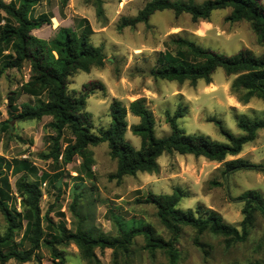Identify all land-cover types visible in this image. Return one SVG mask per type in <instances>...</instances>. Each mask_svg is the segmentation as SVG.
Instances as JSON below:
<instances>
[{"label":"rangeland","instance_id":"obj_1","mask_svg":"<svg viewBox=\"0 0 264 264\" xmlns=\"http://www.w3.org/2000/svg\"><path fill=\"white\" fill-rule=\"evenodd\" d=\"M94 1L84 0L87 4L85 13L94 32L91 43L103 47L105 64L102 68L73 75L68 90L80 94L83 85L94 80L105 86L104 91L96 90L87 99V110L93 116L95 129L110 125L109 107L115 99L128 107L130 102L144 98L154 117L158 138L170 134L166 114H174L179 107L184 108L185 113L178 119V125L186 133H201L223 143L228 141L216 121L233 135L243 136L246 133L238 127L241 117L264 119V101L257 97L247 103L241 101L242 94L231 89L235 76H227L222 68L212 75L211 83L203 80L170 82L151 75V70L158 66L161 52L177 51L173 42L176 38L193 41L223 55L234 56L247 49L260 57L264 46L258 43L250 23L229 21L230 8L213 11L208 19L199 21H194L189 14L177 16L173 11L165 10L153 14L148 23L120 29L124 18L135 17L152 0H103V19L97 17ZM181 1L200 4L205 0ZM77 2L70 0L68 4L75 5L78 10ZM2 13L0 10V18L4 16ZM83 20L72 11L67 28L79 32L85 26ZM55 33L53 26L39 31L46 40L52 39ZM5 62L0 59V182L10 195V208L21 211L18 184L27 180L40 187L43 215L53 208L50 216L54 222L63 223L68 230L82 226L95 235L115 237L119 233L117 220L136 219L150 225L156 236L168 241L171 234L160 222L156 208L139 202L149 192L172 194L179 189L184 195L178 205L180 209H191L196 216L204 218L216 214L239 230L245 206L239 198L247 192H256L264 199V129L257 131L255 139L246 143L237 156H228L223 162L192 155L164 154L158 160V172L138 173L122 180L112 177L117 162L111 158L107 143L91 148L94 165L90 170L84 168L77 157L66 166L61 159L58 163L46 159L57 138L53 119L47 116L40 120H17L11 116L8 106L13 93H16L15 106L19 111L25 104L36 106L43 98L21 93L22 86L31 76L27 64L17 70L4 68ZM139 121L128 112L126 138L137 149L140 138L132 133L131 126ZM73 140L70 131L66 130L60 144L64 149ZM236 159L260 165L262 170H239L226 175V162ZM24 160L34 170L17 163ZM44 174L48 176L47 180H43ZM6 228L7 222L0 210V235ZM263 237L264 216L259 212L255 214L248 239L230 246L222 236L211 232L199 234L194 228L185 226L176 242L179 252L176 264H252L263 258ZM145 246L144 237L138 236L125 252L115 254L112 249H96L95 253L98 264H171L165 252L150 253ZM64 251L67 264H87L76 245L70 244ZM40 256L42 264H51L45 248ZM6 264L39 263L10 260Z\"/></svg>","mask_w":264,"mask_h":264},{"label":"trees","instance_id":"obj_2","mask_svg":"<svg viewBox=\"0 0 264 264\" xmlns=\"http://www.w3.org/2000/svg\"><path fill=\"white\" fill-rule=\"evenodd\" d=\"M41 1L0 2V10L5 13L0 18V59L6 61L4 68L7 69L20 70L26 64L30 68V79L22 86L21 93L43 100L36 106L25 104L19 111L15 106L16 93H13L9 97V113L17 120H40L47 116L53 119L57 138L46 159H53L57 163L61 159L66 166L77 157L82 160L84 168L90 170L94 165L91 148L107 143L111 158L117 162L112 177L122 180L138 173L158 172V160L164 154L192 155L223 162L228 156H237L246 143L255 139L257 131L264 129V119L241 117L238 127L246 134L235 136L225 130L220 121H216L228 141L218 142L201 133L188 134L180 128L178 119L184 116L185 111L179 107L174 114H166L170 134L158 138L155 135L154 117L144 98L130 102L128 107L119 100H113L109 107L110 125L95 129L93 116L87 110V99L96 90L104 91L105 86L100 81H90L77 94L71 93L68 85L70 78L78 72L102 68L106 60L104 49L91 43L94 32L87 19L83 20L85 26L79 32L60 27L50 40L33 35L34 30L51 24L50 17L46 15L32 17L34 7ZM69 1L60 0L61 6L66 7ZM94 7L97 17L105 18L103 0H95ZM227 8L231 9L227 19L231 22H249L258 43L264 46V0H205L200 4L181 0H152L135 17L124 18L120 29L148 23L153 14L165 10H171L177 16L189 14L194 21H199L208 19L213 11ZM2 21L4 24H1ZM173 42L177 51L172 53L167 50L159 54L158 66L151 70L153 77L178 83H196L199 80L211 83L212 75L222 68L227 76H235L231 89L242 94L241 101L247 103L253 97L264 101V53L256 57L246 49L228 56L184 38H176ZM128 112L140 120L131 126L132 133L140 138L139 149L126 138ZM66 130L70 131L74 140L63 149L60 139ZM17 163L34 170L25 160ZM239 170H262V166L242 159L226 162V175ZM47 177L44 174L43 180H47ZM5 185L8 186L7 182ZM183 196L178 189L172 194L149 192L144 200H139L156 208L160 222L171 234L168 241L156 236L150 225L136 219L117 220L119 233L112 237L95 235L82 226H77L74 231L68 230L63 223L54 222L50 216L53 208L43 215L40 187L27 180H21L18 184L21 211L10 208V195L0 182V210L7 222L5 233L0 235V264L10 260L42 264L40 252L43 248L49 253L51 264H67L64 249L70 244L77 246L82 260L87 264H98L96 249H112L115 254L125 252L138 236L144 237L145 247L150 253L161 250L169 257L171 264H176L179 258L176 242L182 227H192L199 234L211 232L222 236L230 246L248 239L257 212L264 216V199L256 192H247L239 198L245 203L240 230L226 224L216 214L204 218L196 216L191 209H180L178 205ZM261 243L263 258L252 264H264V237Z\"/></svg>","mask_w":264,"mask_h":264},{"label":"crops","instance_id":"obj_3","mask_svg":"<svg viewBox=\"0 0 264 264\" xmlns=\"http://www.w3.org/2000/svg\"><path fill=\"white\" fill-rule=\"evenodd\" d=\"M11 1H15V0H3L4 3H9ZM86 5L87 4H85L84 0H78V2H77L78 10H76L75 5L72 6L70 4H68L66 7L63 8L61 6L60 0H42L39 4H37L34 7L32 17L38 18L41 15H46V16L50 17L51 21H53V25L52 24L44 25L42 28H40L38 30H34L33 35H35L39 38L45 39V37H42L39 34V31L44 30L46 28V26H49V27L53 26V30H57L60 27L67 28L68 26L66 23L70 19V15L72 14V11L75 14L81 16L83 19L86 18L87 20L90 21V19L87 18L86 13H85L87 11ZM55 10L57 11L56 13H55ZM91 11H89V12L91 13ZM2 15H5V14L2 13ZM2 23H4V21H2Z\"/></svg>","mask_w":264,"mask_h":264}]
</instances>
